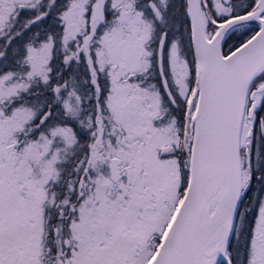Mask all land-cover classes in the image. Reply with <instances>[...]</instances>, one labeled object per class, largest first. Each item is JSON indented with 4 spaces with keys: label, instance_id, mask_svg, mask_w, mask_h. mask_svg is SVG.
<instances>
[{
    "label": "snow or ice",
    "instance_id": "6c2138e0",
    "mask_svg": "<svg viewBox=\"0 0 264 264\" xmlns=\"http://www.w3.org/2000/svg\"><path fill=\"white\" fill-rule=\"evenodd\" d=\"M0 264H264V0H0Z\"/></svg>",
    "mask_w": 264,
    "mask_h": 264
}]
</instances>
